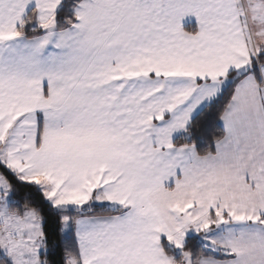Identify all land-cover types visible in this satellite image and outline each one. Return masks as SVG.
<instances>
[{
  "label": "snow or ice",
  "instance_id": "obj_1",
  "mask_svg": "<svg viewBox=\"0 0 264 264\" xmlns=\"http://www.w3.org/2000/svg\"><path fill=\"white\" fill-rule=\"evenodd\" d=\"M0 264H264V0H0Z\"/></svg>",
  "mask_w": 264,
  "mask_h": 264
}]
</instances>
